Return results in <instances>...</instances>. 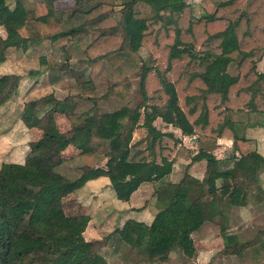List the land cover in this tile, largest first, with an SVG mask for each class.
Returning <instances> with one entry per match:
<instances>
[{
  "label": "trees",
  "instance_id": "1",
  "mask_svg": "<svg viewBox=\"0 0 264 264\" xmlns=\"http://www.w3.org/2000/svg\"><path fill=\"white\" fill-rule=\"evenodd\" d=\"M53 1L43 0L45 11L35 16L20 0L11 5L0 0V49L24 41L64 51L68 42L95 31L86 44L94 58L136 52L142 46L154 55V64L141 67L136 86L140 101L114 108V124L105 123L94 108L71 124L69 135L57 128L53 114L70 116L74 97L96 101L91 79L80 75L73 94L56 98L47 93L24 102L20 120L42 132L28 142L24 163H0V264H75V241L88 216L66 214L61 197L104 175L115 197L126 200L141 182L168 174L179 138L155 127L156 117L194 135L198 148L190 159L204 160L199 184L187 189L180 188V181L157 186V210L150 222L139 225L134 239L115 228L91 240L85 264H105L99 247L114 232L131 250L132 264L164 260L171 250L180 249L181 237L204 221L216 214L225 221L229 206L245 205L248 195L255 197L251 203L259 204L264 191L256 176L264 159L236 133L228 113H264V0H203L197 16L186 0H73L66 12ZM28 20H33L31 26ZM20 27L28 34L21 36ZM61 68L47 67L49 79L59 78ZM18 80L16 73L0 74V104ZM127 87L112 82L108 88L122 95ZM218 137L231 139L241 180L219 169L220 159L210 152ZM68 144L77 149L81 162L70 179L54 173L61 163L59 152ZM219 231L223 252L237 253L252 242H240L222 227Z\"/></svg>",
  "mask_w": 264,
  "mask_h": 264
},
{
  "label": "rangeland",
  "instance_id": "2",
  "mask_svg": "<svg viewBox=\"0 0 264 264\" xmlns=\"http://www.w3.org/2000/svg\"><path fill=\"white\" fill-rule=\"evenodd\" d=\"M5 1L8 5H11L14 0ZM246 1L248 0L244 2L246 3ZM72 2L73 0H68L65 2H58V4L62 8H71L73 5ZM22 3L27 7L33 6L35 13H38V15L45 11L43 0H24ZM71 3L72 5H70ZM190 6L193 15L197 16L203 11V1L201 0H191ZM114 9H117V7L115 6ZM32 21L33 20H28L26 25L31 26ZM19 30L21 36L28 34L25 28L23 29L20 27ZM94 35H96L95 31H89L79 40L76 39V41L72 40L70 43L68 42L69 44L67 43L64 51L50 49L48 45L43 42L44 45L39 47L35 46V44L28 45V43L26 44L24 41L8 43L0 49V74L14 71L16 74L19 73V78L22 76L21 80H18L15 90L0 104V163L9 161L24 163L25 155L29 148L28 142L38 139L41 135L42 131L39 127L25 126L19 116L26 100L42 96L40 94L43 93H51L49 90L53 91L52 87L48 88L44 83V78H42L41 80L38 79V85L35 87L38 92L31 93L32 96H30V98L28 97V99L22 100L23 98L21 99L19 95L20 92H23V89L26 88V85L30 84V82L25 84L26 76L28 73H32L30 70H33V68H40L42 63H45L44 65H46V67L50 66L54 69L62 67L59 71V78L55 81H59L60 85L65 86L62 87L64 90L58 89V87L54 89V96L56 97H63V94H69L70 90L76 89L77 75L83 78H90L93 83L92 96L96 97L95 102L74 97L77 103L70 116H65L60 113L53 114L55 125L66 135H69L71 124L78 120L86 111L95 108V110L99 111V114L106 110L111 111L112 114L114 108L121 104L134 106L140 101V97L136 93L138 72L142 66L152 68L154 64V55L145 47L141 46L136 52L126 50V53H110L101 58H94L93 54H89L86 51V44ZM0 36H4V30L1 25ZM91 58L94 59L91 60ZM3 62H5V64H3ZM262 66V60L256 63V68L258 70H260ZM43 76L48 79L47 71L44 72ZM112 82L126 83L128 87L126 91L120 95L113 92L111 88H108ZM66 86H68V91ZM237 115L238 113L234 112L228 113V116L233 120L236 119ZM158 122L159 120L156 119L155 123ZM244 125L242 121H235L234 128L236 133L241 134V130L245 128ZM133 136H136V133H133ZM67 146L69 147L66 150L62 149L59 152V159L61 162L67 160L69 167L67 169H61V173H66L65 175L70 179L76 175L77 168L81 162L79 158L73 156L74 151L72 148L75 149V147L71 144ZM70 146L72 147L70 148ZM219 156H221L219 158L220 162L218 163L219 169L226 170L237 180H241L237 173L236 162L233 156H231V153L229 151L224 153L221 152ZM103 161L104 159L99 163L102 164ZM62 174L58 173V175H60L59 177H62ZM252 191L253 190L248 191L250 195ZM253 198L255 197L247 196L248 202L245 204L247 205V209H245V205H231L224 210V215L226 216L224 218H227V220L230 219V222L227 220L224 222L221 215H215L212 219H209L212 222L209 227L204 225L202 229H198L203 235L205 233H210V235H212L207 245H214L215 249L211 250L209 254L201 255L193 253L190 255L191 253H187V256L181 257L179 254L176 256V253H174L175 250H171L169 254L174 255H171L170 260H172V262L169 264H264V232H260V230L264 229V198H262L258 205L250 202V199ZM61 200L63 211L71 215L73 208L67 196H62ZM220 227H222L226 233L231 231L238 232V241L240 242H252L248 243L244 248L239 249L237 253L223 252L222 233L219 231ZM204 243H200V241L196 240L194 245H191L192 243H186L184 246L187 251L193 250V247L199 250L200 247L205 245ZM74 254L73 261L75 264H79L80 260L76 258L77 254Z\"/></svg>",
  "mask_w": 264,
  "mask_h": 264
},
{
  "label": "crops",
  "instance_id": "3",
  "mask_svg": "<svg viewBox=\"0 0 264 264\" xmlns=\"http://www.w3.org/2000/svg\"><path fill=\"white\" fill-rule=\"evenodd\" d=\"M20 1L22 2L24 0ZM62 1L65 2L68 0H54L53 5L54 7H57L66 12L70 8L60 7L58 2ZM190 1L191 0H186L189 6ZM72 3L70 5H72ZM28 8H31L33 10L35 16L38 15V13H35L33 6ZM35 46L42 47V45L39 44H35ZM50 51L54 52L53 50ZM3 64H5V62H3ZM44 64L45 63H42V66L40 68H33V70H41L39 73L34 74L32 72L28 73V75L26 76L25 84L27 82H30V84H27L26 88L23 89V92H20L19 96L21 99L23 98L22 100L28 99V97L30 98V96H32L31 93L38 92L36 91L37 89L35 87L38 85V79L41 80L42 78H44V83L48 88L52 87L53 91H49H51L53 96L55 94V88L58 87V89L60 88L61 90H64L62 87L65 85L62 86L59 84V81L54 82L50 80L49 77L47 79V77L43 76L47 68ZM11 73L16 72L12 71ZM21 78L22 76H20L19 80H21ZM66 87L68 91V86ZM70 91L69 94L74 90ZM65 94H63V96ZM100 117L107 124H114L117 122V118L113 114H111V111L106 110L103 113H100ZM156 119L159 120L158 123H155ZM234 121H242L243 124H245V128L241 130V134L239 135L245 136L249 140V146L258 154H260L264 159V113L238 112V115L236 116V119ZM152 123L160 130L172 131L173 134L177 136V138H179L177 150L171 157V169L168 174L158 180L141 182L137 186V188L129 194L126 200H120L115 197L113 190L109 186L108 179L104 175H98L96 177L85 180L81 186L65 195L67 196V199L70 201L71 207L73 208L71 214L81 213L88 216L83 231L77 236L75 241L74 253L77 254L76 258L80 260L79 264H85L83 262V259L92 250L90 241L100 239L102 236L112 232L115 228L121 230V232L127 237L134 239L137 236L139 225L141 223H149L154 212L157 210V200L154 191L157 186H159L160 184H165L167 182L173 183L180 181V188L187 189L189 186L199 184L200 178L202 177L204 171V160L190 159V157L195 154L198 148L196 140L193 139L194 135L189 136L186 134H182L177 127H174L169 123L162 122L158 117H156L152 121ZM68 147L69 146H65L63 150H66ZM71 147L72 146H70V148ZM72 149L74 151L73 156L78 158L77 149ZM226 151H229L231 153V139L227 137L216 138L214 144L210 148V152L216 158H220L221 156H219V153H224ZM68 167L69 164L67 160H64L55 166L54 173L57 176H60L58 175V173L62 174L61 169H67ZM65 174L66 173H63V176L60 178H68ZM256 179L257 184L264 191V167L257 173ZM245 209H247V205H245ZM226 220L227 218L225 219V221ZM227 221L230 222V219H228ZM211 223L212 222L210 220H206L196 230L192 231L188 235L181 237L179 239L180 249H173L175 250L174 253H176V256L179 254V256L185 257V255L187 256V253H191L190 255H192L193 253L206 255L209 254L211 250L215 249L214 245H207L212 235H210V233H205L203 235V233L198 230L202 229L204 225H207L206 227H209ZM227 233H232L236 236L237 239H239L238 232L231 231ZM118 238V232H114L110 235L105 243L100 245L99 252L105 259V264H132L134 256L131 250L126 244L123 243L122 240ZM196 240L200 241V243L205 242V245L203 247H200L199 250H197L198 248L195 249V247H193V250L191 249L192 251H187L184 244L192 243L191 245H194V242ZM171 255L174 254H169L164 260H156L140 264H169L172 262V260H170Z\"/></svg>",
  "mask_w": 264,
  "mask_h": 264
}]
</instances>
